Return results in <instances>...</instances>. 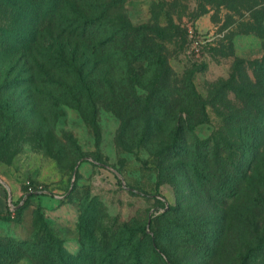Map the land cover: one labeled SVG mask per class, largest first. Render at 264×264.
Masks as SVG:
<instances>
[{"label":"rangeland","instance_id":"374dc122","mask_svg":"<svg viewBox=\"0 0 264 264\" xmlns=\"http://www.w3.org/2000/svg\"><path fill=\"white\" fill-rule=\"evenodd\" d=\"M240 3L125 0L118 20L124 55L94 71L93 97L78 102L54 81H40L42 94L29 96L35 86L25 49L0 51V235L25 239L42 216L78 254L85 219L106 244L133 236L144 264H264V135L234 138L238 155L222 142L223 151L230 149L224 174L243 172L245 181L231 199L209 190L222 176L208 183L183 165L199 159L212 168L217 141L233 128L247 130L252 104L230 86L231 75L244 59L243 72L257 81L252 62L264 47L249 31L256 21L248 0ZM3 13L0 27L8 21L30 28L25 15L10 16L8 7ZM11 67L16 72L3 77ZM202 119L208 123L197 126ZM209 136L207 148L200 138ZM15 264L37 263L26 255Z\"/></svg>","mask_w":264,"mask_h":264},{"label":"trees","instance_id":"16d2710c","mask_svg":"<svg viewBox=\"0 0 264 264\" xmlns=\"http://www.w3.org/2000/svg\"><path fill=\"white\" fill-rule=\"evenodd\" d=\"M244 1L247 0H233L238 4ZM124 2L125 0H0V15L4 14L3 10L8 7L10 16L13 14L25 15L26 20L29 21L30 28L21 30V27L8 25V18H3L7 19V23L0 27V51L25 49L27 58L25 62L29 66L27 70L29 81L35 86L34 91L29 90V96L42 94L38 88L40 81L50 85L54 81L57 86L65 89L64 93L73 101L78 102L84 96L93 97L91 88L93 81L96 80L95 78L92 80L94 71L103 64L116 65V59L120 58V55H124L118 49L120 47L118 41L121 38L119 12ZM248 2L249 4L246 6L256 21L250 24L249 31L254 32L260 38L264 47V0H248ZM240 4L244 6L243 3ZM259 12L261 15L257 16ZM109 13L111 14L109 15ZM111 19L116 23L111 26L110 35H107L104 30ZM96 29L101 33L96 35ZM112 43L116 47L115 52L108 49ZM261 57L252 62L255 64L257 81L249 82L245 67L243 72L244 59H238L236 68L238 76L236 72L231 75L230 86H239L247 97L245 104H252V108L247 111L246 116V119L249 120L246 121L247 130L236 131L233 128L226 138L217 141L216 147L213 149L215 156H211L214 161L212 168L200 167L199 159L190 163L183 162L189 171L192 170L198 178L208 183L210 176L223 177V180L217 184L209 183L211 184L209 190L213 191L216 197L223 196V192L226 191L225 198L231 199L230 195L245 184V181L242 180L243 172L232 176L224 174L229 169V163L223 154H228L230 149L234 150L232 154H239V151H236L239 149L235 148L232 140L237 138L238 141H242L245 139L246 131H254L256 139L262 134L264 135V55ZM91 65L92 71L89 70ZM16 70V67H11L2 76L10 78L9 74L12 75ZM126 73L131 75V72L127 70ZM27 79H24V83L27 82ZM103 79L106 80L105 77ZM237 82L238 85H235ZM43 94H47V92L44 91ZM3 96L0 95V100L4 101ZM3 109L6 110L8 116L13 113L11 103H5ZM6 120L8 121L9 118L6 117ZM227 120L231 123L234 116ZM203 123H208L207 119L198 121L196 125ZM178 129L177 133L181 132V128L178 127ZM177 136L178 134H176ZM211 137L200 138L207 148ZM224 141L230 149L223 151L221 144ZM203 170H207V173H204ZM139 192L147 194L141 190ZM34 195L35 193H30L24 197L27 201ZM19 210L20 207L15 210L10 208L7 216L11 218V214L17 213ZM35 226H37L36 231L25 239L0 235V264H15L26 255L30 256L37 264H144L141 246L136 244L133 236L127 234L118 242L106 244L95 231L89 229L85 219L81 223L82 248L78 254L72 253L61 239L50 232L42 221V216ZM144 232L146 234L145 229ZM150 242L154 252L158 253V248L153 245L152 239Z\"/></svg>","mask_w":264,"mask_h":264},{"label":"built area","instance_id":"2783aa9c","mask_svg":"<svg viewBox=\"0 0 264 264\" xmlns=\"http://www.w3.org/2000/svg\"><path fill=\"white\" fill-rule=\"evenodd\" d=\"M12 209V208H11Z\"/></svg>","mask_w":264,"mask_h":264}]
</instances>
